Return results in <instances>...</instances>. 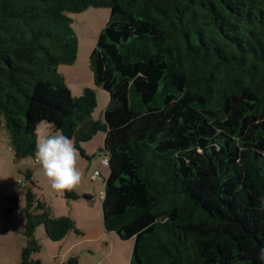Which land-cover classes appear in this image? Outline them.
<instances>
[{
    "label": "trees",
    "instance_id": "1",
    "mask_svg": "<svg viewBox=\"0 0 264 264\" xmlns=\"http://www.w3.org/2000/svg\"><path fill=\"white\" fill-rule=\"evenodd\" d=\"M106 7L88 65L108 93L72 96L68 13ZM13 159L35 157L46 122L81 147L104 132L102 223L133 239L129 264H264V0H0V122ZM24 173L19 264H43L36 232L79 233ZM68 200H88L65 191ZM67 264H76L72 257Z\"/></svg>",
    "mask_w": 264,
    "mask_h": 264
},
{
    "label": "rangeland",
    "instance_id": "2",
    "mask_svg": "<svg viewBox=\"0 0 264 264\" xmlns=\"http://www.w3.org/2000/svg\"><path fill=\"white\" fill-rule=\"evenodd\" d=\"M68 15L72 19L71 26L75 31L78 41L76 60L70 65H59L58 69L60 72H63L66 69L70 71H68L70 74L66 76V83L71 89L72 96L74 97L79 96L82 93V89H84V87H81V83L88 81V83H92L93 85V78L88 65V57L94 48L99 31L108 20L109 9L106 7H88L82 12L68 13ZM95 90L97 96V106L93 115L97 116L103 107L107 106L109 96L108 93L101 88H95ZM99 116L100 114L98 117ZM1 124L2 121L0 122V264H19L21 248L24 245V236L22 235L24 216L18 211L10 214L7 213L9 203L6 200V196L17 195L20 198V204L24 205V187L29 184L27 181H25L24 173L28 169L31 170V178L35 183L34 186L31 187L39 199H42L45 202L47 201L50 203H55L57 200L56 196L64 197V192L55 193L50 189L48 181L43 175V170L34 157H27L20 162L14 161L13 151L8 143V132L5 127H2ZM50 133L57 134L60 133V131L56 130L45 121L40 123L37 127L38 139ZM96 135L104 136V132L99 131L96 133ZM79 158L85 162H88V159L85 158V156H82L80 153ZM98 160L102 162L103 156H98L96 159H93V162ZM103 166L104 175L102 176H98L96 174V176L93 177L94 179L91 180L92 177L90 174H95L96 171L99 173L100 171V168H97L94 165H92V168L88 170V175L85 174V176H82L81 183L75 188V191L79 193V195H83V192L86 191L89 193V195L94 197L102 196L104 182L103 177H106L108 173L107 166L105 164H103ZM95 201L96 207L94 208L96 210V214H98V217L101 220V205L99 200L95 199ZM76 202L77 200L73 201L71 204H75ZM93 202L94 201L90 203L93 204ZM84 204L88 205V203ZM39 228V230L43 232V227L40 226ZM36 237L40 241L44 242L45 245L34 255V258H42L41 260L44 264L52 261L55 263V257H53V253H50L52 248L48 247L47 244H53L57 248L56 251L58 253V250H60V242L44 240L38 231L36 232ZM120 241L123 243H128L131 241L133 243V239ZM131 249L132 246L129 250V253H131ZM75 256L76 255L73 257L78 261V258ZM95 256H97V254H95Z\"/></svg>",
    "mask_w": 264,
    "mask_h": 264
},
{
    "label": "crops",
    "instance_id": "3",
    "mask_svg": "<svg viewBox=\"0 0 264 264\" xmlns=\"http://www.w3.org/2000/svg\"><path fill=\"white\" fill-rule=\"evenodd\" d=\"M68 71L69 70L67 69L63 72L61 71L65 78V82L67 80L66 76L70 74V71ZM81 87H93V85L92 83L90 84L88 81H85L84 83H81ZM104 109L105 107H103L99 114H101ZM97 116L93 115V117ZM103 142L104 136L96 135L94 139L92 138L90 141L83 142L81 144V147L86 155L85 158L88 159V162H85L81 158H78V167L82 170V173H84L83 176H85V174H89L87 172L90 170V168H92V165L100 168V171L97 174L98 176L104 175V166L102 162L100 160L93 162V159H96L101 155L99 153V149L103 146ZM93 175L94 174L92 173L90 174L91 177ZM104 178L106 177H103V179ZM93 179L94 178H91V180ZM73 191L79 195L75 189H73ZM84 194L90 196V198L88 200H84L80 197L78 199L68 200L65 197L56 196L57 200L55 203H50L47 201L45 202L55 216H70L74 220L75 227L79 232H69L63 239L57 241L60 242L59 249L61 250H58V253L56 251L57 248L53 244H47L48 247L52 248L50 253H53V257H55V263L52 261L46 264H67V262L71 259L70 257H73L74 255H76L75 257L78 258V261L76 260V264H129L132 249L131 253H129V250L131 246L133 248V243L131 241L128 243L121 242V239H119V237L114 232L107 231L104 228L102 223V213L101 220L98 217V214H96V210L94 208L96 207L95 199L99 200L101 205L103 195L94 197L89 195V193L86 191L83 192V195ZM76 200L77 202L75 204H71ZM92 201H94L93 204L90 203ZM83 202L88 203V205L84 204ZM38 232L44 240L48 241V239L43 236V232L40 230H38ZM43 245H45L44 242ZM95 254H97V256H95Z\"/></svg>",
    "mask_w": 264,
    "mask_h": 264
},
{
    "label": "clouds",
    "instance_id": "4",
    "mask_svg": "<svg viewBox=\"0 0 264 264\" xmlns=\"http://www.w3.org/2000/svg\"><path fill=\"white\" fill-rule=\"evenodd\" d=\"M78 158L72 139L62 133H50L37 141L35 159L55 193L72 191L81 183L83 173L78 167ZM259 258L264 260V248L260 249Z\"/></svg>",
    "mask_w": 264,
    "mask_h": 264
},
{
    "label": "built area",
    "instance_id": "5",
    "mask_svg": "<svg viewBox=\"0 0 264 264\" xmlns=\"http://www.w3.org/2000/svg\"><path fill=\"white\" fill-rule=\"evenodd\" d=\"M102 163L106 165V164H107V161H106L105 159H103V160H102ZM96 174H98V171L95 172V174L92 176V178L95 177Z\"/></svg>",
    "mask_w": 264,
    "mask_h": 264
}]
</instances>
